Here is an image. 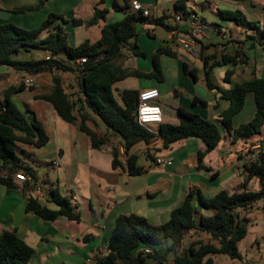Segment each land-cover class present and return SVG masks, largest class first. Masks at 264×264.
<instances>
[{"label": "crops", "instance_id": "crops-1", "mask_svg": "<svg viewBox=\"0 0 264 264\" xmlns=\"http://www.w3.org/2000/svg\"><path fill=\"white\" fill-rule=\"evenodd\" d=\"M39 1L0 0V25L12 23L32 30L38 21L42 23L50 13L55 12L66 19L65 23L60 20L57 23L66 34L69 46L77 47L85 41H89L90 44L97 43L101 39L102 28L106 24L122 20L127 13L112 8L115 1L123 5L121 0H104L102 3L100 0H47L40 10H31L24 14L13 12L14 9L30 7ZM132 1L151 4L157 17L169 16L177 12L174 7L175 0H129L130 5ZM238 2L240 6L233 4L235 8L224 9L220 8L218 3L209 0L196 1L205 15L201 17L208 25L207 33L202 40L201 59H194L178 48L170 32H168L169 41L160 40L154 36L153 39L158 42V49H166L175 54V57L163 54L160 58L164 81L158 83L156 80H149L143 83L131 77L115 85V97L119 102H121L122 91L131 89L123 85L127 80H131L130 86L135 87L133 89L149 92L146 98L160 105L161 123L149 127L157 135L161 125L181 123V109L216 123L220 128L222 139L213 151L205 154L202 164L199 163L198 154L206 151L203 140L190 138L164 149V141L157 136L149 145L140 143L131 150L130 154L137 157L136 167L141 169L140 174H130L124 163V167L114 168L110 144L102 146L100 150L93 149L86 134L80 132L74 125L63 121L49 102L36 99L37 96L52 93L54 86L52 74L35 75V83L32 86H26L23 92L11 98L26 117L36 118L39 121L49 137V143L43 148L23 144L17 146V154L20 152L27 159L30 158L32 161L38 159L46 165L45 177L40 179L33 167L19 156L23 163L35 171L40 183L47 181L49 193H44L42 190L43 198H39L31 186H23L16 182L17 189H7L0 184V237L4 232H16L34 250L29 264L91 263L96 257L105 254L115 222L122 215L134 214L147 219L153 225H162L170 220L171 213L175 209L183 205L191 191L199 190L203 196L212 198L222 190L230 194L241 193L244 190L242 187L244 174L241 170L244 165L251 162L247 147L252 151L257 147L258 152H264V128L261 134L255 136L248 144L243 141L234 142L231 134L221 127L219 122L221 113L229 108L230 103L221 99L219 92L210 90L206 83V77H208L216 86L228 90L236 84L255 78H264V48L252 40L255 36L253 31L237 26L238 33L234 35L230 29L225 31L217 22L208 24L206 14L211 10L217 16L218 10L240 9L249 20L260 22L264 28V0H239ZM97 9L108 10V13L105 19L98 20L95 25L74 26L72 23L74 19L84 22L91 20ZM257 9L260 13L254 14L255 18H252L250 14L253 15L252 11ZM187 11L188 14L189 11ZM186 13L183 12L184 15H187ZM174 25L173 21L170 26ZM147 26L149 25H137L136 40L141 46L140 51L149 59L155 51L148 52L142 46L152 47L154 44L150 43L144 35L148 31ZM133 41L130 44L133 45ZM240 43L244 44V51L237 47ZM218 46L228 50L223 57H230L231 62L212 67L213 63L223 60V57H218L216 53L214 54L217 60L221 61L213 62L215 59L209 57ZM36 50L42 53L36 52L38 58L35 60L47 59L51 55L46 50ZM30 51H22L19 59L28 60L24 58V55ZM121 53L126 60L138 58L134 65L138 64L141 72L152 71L150 63L148 62L147 65L141 63L140 58L133 56L128 47L123 48ZM169 57L172 58V63L166 61ZM56 58L77 67V64L64 53H60ZM124 67L130 68L126 65ZM184 67L187 68V72ZM227 70L233 71L230 82L225 81ZM0 75L2 76L0 101L3 100L4 92L9 87L19 86L20 78L28 76L26 73H19L7 67L0 68ZM59 76L71 100L80 105L78 75L61 72ZM195 98L205 104L200 102L193 104ZM255 113V99L252 94H249L246 97L245 107L233 119V128L237 129L242 124L250 122ZM96 123L95 132L103 135L104 127L98 121ZM250 143H253V146L250 147ZM150 151L155 155L154 160L157 157H172L173 163L164 168L157 166L154 160L149 158ZM54 162L58 165H53ZM52 189H57L60 196L75 207L80 221H71L64 216L47 221L33 212L26 211L28 200L31 198L42 207L53 211L58 210V206L52 201ZM73 197L76 200H73ZM194 204L200 213L211 215L210 212L198 206L197 199ZM239 219L247 227L245 239L241 242L244 244L246 259L250 257L254 264H264V201L242 211ZM209 240L210 238L206 235L192 232L185 238L182 247L187 248L194 242H209ZM170 244L171 242L167 241L157 247V250L164 255ZM240 252L242 255V250ZM212 258L215 264H243L242 259L229 260L224 256H212Z\"/></svg>", "mask_w": 264, "mask_h": 264}, {"label": "trees", "instance_id": "trees-1", "mask_svg": "<svg viewBox=\"0 0 264 264\" xmlns=\"http://www.w3.org/2000/svg\"><path fill=\"white\" fill-rule=\"evenodd\" d=\"M47 0H40L35 6L14 9V13L24 14L30 10H37L44 6ZM113 3L114 10L126 11L125 17L102 28L101 39L90 44L85 41L77 47L68 44L58 20L66 22L63 15L50 13L41 25L32 30H26L15 24L0 25V68L7 67L19 73L35 76L41 73L53 75V90L49 95L37 96L49 102L57 115L66 123L74 125L80 132L90 139L91 146L100 150L111 138L116 139L123 148L127 157V170L130 174H140L141 169L136 167L137 157L131 155V150L138 144L149 145L159 136L163 141V148L168 149L173 144L190 138H199L206 144V151L198 154L199 163L202 164L206 153L213 151L222 139L219 126L198 114L180 110L181 123L179 125L163 124L159 127L158 135L149 127H144L138 121V106L140 92L137 90H124L121 102L115 97V85L128 78H147L164 81V74L159 57L175 54L166 49L158 50L153 57V69L150 73L139 70L124 69L118 62L122 60V49L128 47L135 57L145 56L137 45L130 42L137 38V25L162 27L168 32L172 26L168 25L169 16L155 19L147 18L142 13H133L129 0ZM104 2V0H100ZM188 0H175L176 10L186 13ZM108 10H96L93 18L87 22L73 20L74 26L95 25L98 20L105 19ZM217 16L224 21L234 23L243 29L253 31L254 42L264 45V28L258 21L247 18L243 11L218 10ZM204 20V19H203ZM46 34L44 37L42 35ZM244 45V44H243ZM42 49L50 52L48 59L21 60L22 51ZM64 53L73 63L77 58L87 56L90 60L80 70L73 64H67L56 58ZM98 61L94 62L93 59ZM231 62L230 57H223L221 62L213 63L212 67ZM187 72V68L184 67ZM77 74L80 85V98L78 102L71 100L66 92L59 73ZM192 74V73H191ZM232 70H227L225 81L230 82ZM0 75V79H1ZM193 78H195L193 76ZM207 87L219 92L220 98L230 103L229 108L220 115V126L227 130L234 142L243 141L248 144L255 136L260 135L264 128V78H255L251 81L236 84L233 88L224 90L212 83L206 77ZM26 85L11 86L4 92L0 101V172L10 170L24 172L36 180L35 171L22 162L17 154L18 144L43 148L49 143V137L36 118L26 117L12 102L11 98L26 89ZM252 94L256 103L254 118L234 129L233 119L245 107L246 97ZM203 101L195 98L193 104ZM105 129L103 135L95 132L97 123ZM93 127H91V125ZM250 147L253 143H250ZM247 154L253 151L247 147ZM113 167H124L120 161L118 149H112ZM153 152L149 158L154 160ZM156 159V158H155ZM155 161V160H154ZM242 167L244 181L243 192L228 193L220 191L216 196L207 198L199 190L191 191L184 203L171 213L170 220L162 225H153L147 219L138 215H122L117 218L107 250L104 255L94 259L92 264H215L212 256H224L229 260H241L242 255L239 244L245 239L247 227L240 221L239 214L248 210L253 205L264 201V152L256 156V160ZM259 180L260 190L249 191L248 185L252 180ZM0 184L7 189H17V183L12 177L0 179ZM52 201L58 206L53 211L42 207L34 199H29L27 212H33L47 221H53L59 216H64L71 221H80L79 213L71 203L62 198L57 189H52ZM198 206L211 213L204 215L199 212ZM192 232L206 235L209 242L197 241L183 248L185 238ZM171 244L166 253L161 255L157 247L165 242ZM149 250V252H147ZM34 250L16 232H4L0 237V264H29ZM171 258V259H170ZM170 259V260H169Z\"/></svg>", "mask_w": 264, "mask_h": 264}, {"label": "built area", "instance_id": "built-area-1", "mask_svg": "<svg viewBox=\"0 0 264 264\" xmlns=\"http://www.w3.org/2000/svg\"><path fill=\"white\" fill-rule=\"evenodd\" d=\"M131 10L133 13H142L144 17L147 18H158L155 14V10L151 4H145L140 1H132L131 2ZM187 14V13H186ZM169 17L173 19L174 26L170 31L171 37L175 45L181 50L185 51L190 57L194 59L201 58V54L203 51V43L202 40L205 37L208 25L200 17L195 13H188L187 15L178 14L177 12L169 14ZM244 46L242 43L238 44L237 47L241 49ZM264 48V45H263ZM218 57H223V55L228 53V50L223 46H218L215 49V52ZM49 58V57H48ZM47 58V59H48ZM90 60L87 56H82L77 58L76 64L77 68L80 70L83 66ZM94 62H97L98 59H93ZM35 83L34 76L28 75L20 78V84H24L26 86H32ZM149 92H140L139 96V106H138V121L144 127H150L151 125H156L161 123V107L157 102L150 101L146 98V95ZM107 144L111 145V148L118 149L120 153V161L127 165V157L124 155L123 148L118 144L116 139H111ZM253 154L251 155V160L255 161L258 152V148H253ZM155 164L159 167H166L173 163L172 157H157L155 159ZM53 165L57 166L58 163L54 162ZM8 177H12L15 182L20 183L23 186H31L34 188L35 192L39 195V198H43L42 188L40 186V181L36 180L31 175H27L24 172H13L10 170H2L0 172V179H7ZM76 200L75 197L72 198ZM149 252V250H147ZM102 256V255H101ZM88 263V264H92Z\"/></svg>", "mask_w": 264, "mask_h": 264}, {"label": "rangeland", "instance_id": "rangeland-1", "mask_svg": "<svg viewBox=\"0 0 264 264\" xmlns=\"http://www.w3.org/2000/svg\"><path fill=\"white\" fill-rule=\"evenodd\" d=\"M196 1L197 2H199L200 0H190L187 4V10L189 11V13L190 12H196V13H198L199 14V16L201 17V15H203V16H205L204 15V12H203V10H202V8L196 3ZM210 2H214V3H218V5H220V8H224V9H226V8H228V7H232V8H235V7H233L234 5H237V6H240V2H238L239 0H225V1H223V0H209ZM47 2V1H46ZM45 2V3H46ZM122 2V1H121ZM36 4H38V3H36ZM35 4V5H36ZM234 4V5H233ZM35 5H33V6H35ZM45 5V4H44ZM53 5V4H52ZM246 6V5H245ZM44 7V6H43ZM42 7V8H43ZM42 8H40V9H42ZM40 9H37V10H40ZM31 11V10H30ZM171 11H173L172 9H171ZM187 11V12H188ZM177 12H178V14H183V11L182 10H177ZM53 13H55V12H53ZM173 13H175V12H173ZM252 13H253V15L252 14H250V16L252 17V18H255V15L254 14H257V13H260V11L257 9V10H253L252 11ZM55 14H57V13H55ZM259 15V14H258ZM206 17L208 18V24L210 25V24H215V22H217L218 24H220V26L225 30V31H229V29L232 31V33L234 34V35H237V33H238V28H237V26L234 24V23H232V22H229V21H223V20H220L219 18H217V16H216V14L211 10V11H209L208 12V14H206ZM167 23H168V25H170V24H172L173 23V19H171V18H169L168 19V21H167ZM41 25V23H39V21H38V24L36 25V27L35 28H37V27H39ZM148 29V31L147 32H145L144 33V35L148 38V40H149V42L150 43H154L153 44V46L152 47H148V46H146V45H142L144 48H145V50L146 51H148V52H150L151 50H153V51H155V53L153 54V56H150V58L149 59H147L145 56L143 57V56H141V57H139L140 58V62L141 63H143V64H148V62L150 63V65H151V67L153 68V57L155 56V54H157V52H158V50H160V49H158V42L156 41V40H154L153 38H154V36H156L158 39H160V40H166V41H169V34H168V31L166 30V29H164V28H162V27H152V26H147V28H146V30ZM27 30V29H26ZM139 42V41H138ZM137 42V40L135 39L134 41H133V44L134 45H137L138 46V48H139V50H141V46L139 45V43ZM146 46V47H145ZM242 48V51H244V46H241ZM240 49V50H241ZM36 52H38V53H42L41 51L39 52L38 50H36V49H32L30 52H28V53H25V57L24 58H27L28 60H31V59H36V58H38V55L36 54ZM202 55V54H201ZM162 56V55H161ZM161 56L159 57V60H160V58H161ZM210 58H212V59H215V60H213V62H215V61H221V60H217V56H216V54H214V52L211 54V56H209ZM202 58V57H201ZM201 58H199V59H201ZM139 59L138 58H135V59H133V60H129V59H127L126 60V58L124 57V56H122V60L121 61H119L118 63L125 69V65L127 66V67H130V68H126V69H129V70H139V71H141L140 69H139V67H138V64L137 65H134V64H136L137 62L136 61H138ZM70 61V60H69ZM166 61H170V63H172V58H168ZM202 61V60H201ZM160 64H161V60H160ZM162 66V65H161ZM149 80H153V79H147V78H141V79H139L138 81L140 82V81H142L143 83H147ZM133 84H135L134 82H133ZM131 85V80H127L126 82H125V84L123 85L124 87L125 86H127V88H131V89H127V90H130V91H132V90H135V89H133V88H135V87H132V86H130ZM18 154H19V156L22 158V160L24 161V162H26L27 164H29L30 166H32L33 167V169L36 171V173H37V175L39 176V178L40 179H42L43 177H45V169H46V165L44 164V163H42L41 162V160H34V161H32V159H27L26 157H24L20 152H18ZM34 159H36V158H34ZM256 185V186H255ZM40 186H41V188H42V190H43V192L44 193H49V184L47 183V181L45 180V181H41V184H40ZM260 190V183H259V180H253L252 181V183L250 184V186H249V191H254V192H256V191H259ZM240 191V190H239ZM239 191H235V192H239ZM243 192V191H242ZM250 239H251V237H250ZM239 248H240V250H242V262H243V264H254L251 260H250V257H248L247 259H246V256H245V252H244V244L243 243H240L239 244ZM256 253H257V251H256ZM256 253H255V255H256ZM263 257H264V254H263ZM227 258V257H226Z\"/></svg>", "mask_w": 264, "mask_h": 264}]
</instances>
